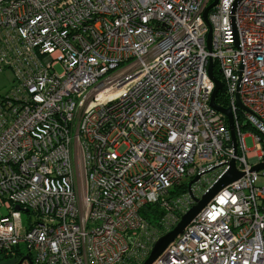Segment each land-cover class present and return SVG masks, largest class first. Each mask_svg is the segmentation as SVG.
Listing matches in <instances>:
<instances>
[{
	"label": "built area",
	"instance_id": "built-area-1",
	"mask_svg": "<svg viewBox=\"0 0 264 264\" xmlns=\"http://www.w3.org/2000/svg\"><path fill=\"white\" fill-rule=\"evenodd\" d=\"M214 1L0 0L2 260L144 264L235 160L153 264H264V0Z\"/></svg>",
	"mask_w": 264,
	"mask_h": 264
},
{
	"label": "water",
	"instance_id": "water-1",
	"mask_svg": "<svg viewBox=\"0 0 264 264\" xmlns=\"http://www.w3.org/2000/svg\"><path fill=\"white\" fill-rule=\"evenodd\" d=\"M240 1V0H239ZM218 0H215L206 10L204 13V19L205 22L209 25L208 21V14L209 12L217 5ZM211 36L212 32L210 30L208 34V48L211 51ZM213 61L210 63L209 67V74L211 79L214 81L216 87L214 90V93L211 98V107L218 112L225 115L229 122V127L232 132L233 136V145L235 154H237V138L235 134V127H234V116L233 112L230 108H223L216 104V98L219 93V91L222 89V83L215 78L213 73ZM239 107L244 108L242 104L238 103ZM264 169V163H261L253 168V171H260ZM244 176V173L240 172L237 169L236 161L232 160L229 164L228 170L218 179V181L205 193V195L202 197V199H198L193 197L195 201V205L182 217L180 223L178 226L165 236L161 237L155 244L149 258L145 261L144 264H153L156 259L166 250V248L174 242L184 231L185 229L192 223V221L198 216V214L205 209V207L211 202V200L224 188L229 186L230 184L234 183L235 181L239 180ZM201 178V175H198L191 183L189 184V189H191L192 185L197 182ZM192 195V193H191ZM193 196V195H192ZM17 210H21L20 207L16 208ZM25 261H27L29 264H34L32 259L29 257L23 258L19 263L17 264H23Z\"/></svg>",
	"mask_w": 264,
	"mask_h": 264
},
{
	"label": "rangeland",
	"instance_id": "rangeland-1",
	"mask_svg": "<svg viewBox=\"0 0 264 264\" xmlns=\"http://www.w3.org/2000/svg\"><path fill=\"white\" fill-rule=\"evenodd\" d=\"M56 71L59 73V74H62L63 73V68L61 65H58L56 67ZM14 74L13 72L11 71H6L3 75H0V93H6L8 92L13 84H14ZM245 135L247 136V140H246V144H247V148L252 152L254 150V139L257 136V133H255V131H253L252 129L250 130H247L245 132ZM207 178H212V175H208ZM9 214V211L5 208H1L0 209V217L1 216H6ZM32 216V214H31ZM31 216L27 213H24L23 214V220L26 221V220H30ZM16 259H7V260H0V264H13L15 263ZM25 264H29L28 262L25 263Z\"/></svg>",
	"mask_w": 264,
	"mask_h": 264
},
{
	"label": "trees",
	"instance_id": "trees-1",
	"mask_svg": "<svg viewBox=\"0 0 264 264\" xmlns=\"http://www.w3.org/2000/svg\"><path fill=\"white\" fill-rule=\"evenodd\" d=\"M216 104L223 108H226L228 106L224 89L218 93L217 98H216ZM141 214L144 218L149 220L150 223L157 224L158 223L157 221L159 220V218L164 214V210H161L159 207H156V206H149V207L142 209ZM21 258L23 257H18L16 259L19 260ZM0 260L2 261L1 258Z\"/></svg>",
	"mask_w": 264,
	"mask_h": 264
},
{
	"label": "flooded vegetation",
	"instance_id": "flooded-vegetation-1",
	"mask_svg": "<svg viewBox=\"0 0 264 264\" xmlns=\"http://www.w3.org/2000/svg\"><path fill=\"white\" fill-rule=\"evenodd\" d=\"M21 260H22V259H19V260L16 259V260L14 261L15 263H13V264H17V263H19ZM25 263H27V261H25L23 264H25Z\"/></svg>",
	"mask_w": 264,
	"mask_h": 264
}]
</instances>
